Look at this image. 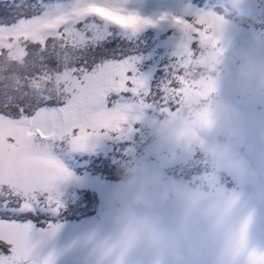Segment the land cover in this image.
<instances>
[{
    "label": "snow or ice",
    "instance_id": "obj_1",
    "mask_svg": "<svg viewBox=\"0 0 264 264\" xmlns=\"http://www.w3.org/2000/svg\"><path fill=\"white\" fill-rule=\"evenodd\" d=\"M126 2L0 0V264H55L66 251L51 246L61 225L48 219L63 207L58 185L71 177L58 148L103 137L131 143L152 119L178 113L214 88L198 65L217 45L212 29L224 0L155 18L128 11ZM165 20L181 38L167 77L151 85L135 57L115 54L110 29L134 33ZM174 161L182 172L215 171L195 145L177 144ZM255 211L242 220L235 251L217 264H264V246L249 237ZM41 221L47 227H37ZM110 251L94 240V264H107Z\"/></svg>",
    "mask_w": 264,
    "mask_h": 264
},
{
    "label": "clouds",
    "instance_id": "obj_2",
    "mask_svg": "<svg viewBox=\"0 0 264 264\" xmlns=\"http://www.w3.org/2000/svg\"><path fill=\"white\" fill-rule=\"evenodd\" d=\"M224 2L212 29L217 45L198 65L213 90L149 121L145 144L118 169L101 238L107 264H217L235 251L248 213L256 210L251 238L264 211V41L240 32L247 0ZM177 144L195 145L214 174L177 176L139 154L151 145L155 159L171 163Z\"/></svg>",
    "mask_w": 264,
    "mask_h": 264
},
{
    "label": "rangeland",
    "instance_id": "obj_3",
    "mask_svg": "<svg viewBox=\"0 0 264 264\" xmlns=\"http://www.w3.org/2000/svg\"><path fill=\"white\" fill-rule=\"evenodd\" d=\"M204 2L127 0L124 6L140 16L155 18L161 13L181 15L186 9L199 7ZM247 12L249 19L240 32L244 36H254L264 41V0H247ZM110 31L118 41L115 54L135 57L138 72L146 76L151 85H157L167 77L181 38L179 29L165 20L146 25L134 33L115 27ZM145 141L146 136L142 131L131 143L103 137L89 142L83 148H73L65 143L56 150L58 159L70 171L71 177L58 185L62 209L48 215L51 222L61 225L51 246L66 249L57 256L55 264H94L92 242L101 239L107 232L106 210L113 203L118 169ZM139 154L153 167L168 168L177 176L187 174L181 171L176 161L168 163L155 159L151 145L143 147ZM37 227H47V222L41 221ZM261 234H264V211L257 214L256 228L252 231L253 241L264 246Z\"/></svg>",
    "mask_w": 264,
    "mask_h": 264
}]
</instances>
